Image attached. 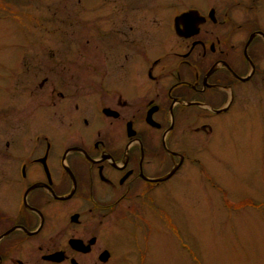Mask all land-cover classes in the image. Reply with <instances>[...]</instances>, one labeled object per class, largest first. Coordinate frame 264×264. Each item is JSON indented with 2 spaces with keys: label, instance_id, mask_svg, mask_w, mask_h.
Returning a JSON list of instances; mask_svg holds the SVG:
<instances>
[{
  "label": "flooded vegetation",
  "instance_id": "flooded-vegetation-1",
  "mask_svg": "<svg viewBox=\"0 0 264 264\" xmlns=\"http://www.w3.org/2000/svg\"><path fill=\"white\" fill-rule=\"evenodd\" d=\"M91 1L32 85L36 114L5 122L0 264L131 263L137 227L171 231L163 186L264 84V0Z\"/></svg>",
  "mask_w": 264,
  "mask_h": 264
},
{
  "label": "rangeland",
  "instance_id": "rangeland-1",
  "mask_svg": "<svg viewBox=\"0 0 264 264\" xmlns=\"http://www.w3.org/2000/svg\"><path fill=\"white\" fill-rule=\"evenodd\" d=\"M85 4L0 0V153L7 118L35 115L45 100L46 91L41 95L32 85L49 74L55 43L78 37ZM247 90L238 89L233 117L214 123L203 147L209 151L198 157L202 169L188 164L163 186L171 231L160 233L161 226L156 232L152 216L136 229L148 245L126 264H264V84ZM129 259L121 253L111 264Z\"/></svg>",
  "mask_w": 264,
  "mask_h": 264
}]
</instances>
